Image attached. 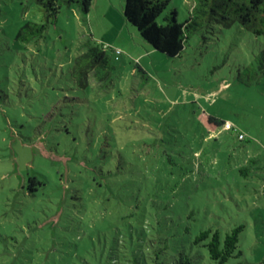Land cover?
I'll return each mask as SVG.
<instances>
[{
  "label": "rangeland",
  "instance_id": "374dc122",
  "mask_svg": "<svg viewBox=\"0 0 264 264\" xmlns=\"http://www.w3.org/2000/svg\"><path fill=\"white\" fill-rule=\"evenodd\" d=\"M58 3L52 17L36 0H0V264H119L130 242L168 254L239 225L225 264H264L263 37L213 23L169 56L125 20L124 0H92L87 14ZM190 5L168 0L156 22L171 9L183 21ZM27 20L47 28L16 40ZM88 39L122 52L80 87L70 66Z\"/></svg>",
  "mask_w": 264,
  "mask_h": 264
},
{
  "label": "trees",
  "instance_id": "16d2710c",
  "mask_svg": "<svg viewBox=\"0 0 264 264\" xmlns=\"http://www.w3.org/2000/svg\"><path fill=\"white\" fill-rule=\"evenodd\" d=\"M47 15L55 17L59 10L58 0H36ZM71 1V0H69ZM168 0H124L123 15L125 20L136 27L140 36L154 49L169 56L180 55L188 37L197 29L213 23L228 26L237 21L254 34L263 37L261 53L258 56L260 67L264 66V0H190V13L183 21L176 20V10L171 9L164 15L165 22L157 23L156 17L166 8ZM92 0H79V6L87 14ZM47 28V23L27 20L16 31L14 38L23 42L38 39ZM86 48L71 62L70 74L80 86H88L89 76L99 80L107 79L114 67L112 54L105 46L92 44L90 39ZM209 122L224 123L209 116ZM255 158H249L240 166L243 175H249ZM35 178L28 177L27 190L34 194ZM242 225L233 227L224 235L218 229L200 230L187 249L175 247L166 254V247L149 250L147 247L138 254L134 244L124 247L119 264H192L197 256L206 257L217 264H225L231 257L240 254L237 249L239 232ZM165 254V255H161ZM113 262L112 264H116ZM110 264V263H109Z\"/></svg>",
  "mask_w": 264,
  "mask_h": 264
},
{
  "label": "built area",
  "instance_id": "2783aa9c",
  "mask_svg": "<svg viewBox=\"0 0 264 264\" xmlns=\"http://www.w3.org/2000/svg\"><path fill=\"white\" fill-rule=\"evenodd\" d=\"M112 52L114 54V58L118 59L119 58L118 55L121 54L122 50L119 47H115V48L112 49ZM224 127L225 128H231L232 126H231V124L229 122H224ZM240 136H242V134H240Z\"/></svg>",
  "mask_w": 264,
  "mask_h": 264
},
{
  "label": "crops",
  "instance_id": "0c3cea01",
  "mask_svg": "<svg viewBox=\"0 0 264 264\" xmlns=\"http://www.w3.org/2000/svg\"><path fill=\"white\" fill-rule=\"evenodd\" d=\"M112 54H113V52H112ZM113 56H114V54H113ZM119 59V58H118Z\"/></svg>",
  "mask_w": 264,
  "mask_h": 264
}]
</instances>
